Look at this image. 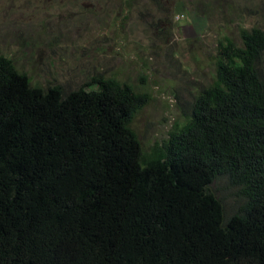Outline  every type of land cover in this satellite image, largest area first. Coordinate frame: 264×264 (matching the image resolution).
Masks as SVG:
<instances>
[{
    "label": "trees",
    "instance_id": "obj_1",
    "mask_svg": "<svg viewBox=\"0 0 264 264\" xmlns=\"http://www.w3.org/2000/svg\"><path fill=\"white\" fill-rule=\"evenodd\" d=\"M238 38L147 152L146 92L32 86L0 56V264H264V34Z\"/></svg>",
    "mask_w": 264,
    "mask_h": 264
},
{
    "label": "rangeland",
    "instance_id": "obj_2",
    "mask_svg": "<svg viewBox=\"0 0 264 264\" xmlns=\"http://www.w3.org/2000/svg\"><path fill=\"white\" fill-rule=\"evenodd\" d=\"M251 28L264 34V0H0V56L30 85L70 91L101 75L148 94L130 120L146 152L211 83L218 42L239 46Z\"/></svg>",
    "mask_w": 264,
    "mask_h": 264
}]
</instances>
